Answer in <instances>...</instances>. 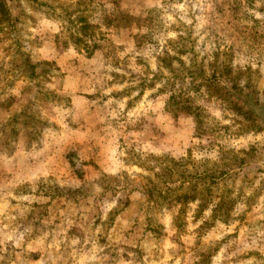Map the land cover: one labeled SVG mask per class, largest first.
Returning <instances> with one entry per match:
<instances>
[{"label":"rangeland","instance_id":"obj_1","mask_svg":"<svg viewBox=\"0 0 264 264\" xmlns=\"http://www.w3.org/2000/svg\"><path fill=\"white\" fill-rule=\"evenodd\" d=\"M6 4L0 264H264V0Z\"/></svg>","mask_w":264,"mask_h":264},{"label":"trees","instance_id":"obj_2","mask_svg":"<svg viewBox=\"0 0 264 264\" xmlns=\"http://www.w3.org/2000/svg\"><path fill=\"white\" fill-rule=\"evenodd\" d=\"M8 19H10V12L6 0H0V24ZM167 108L174 112L178 110L187 114H192L196 119L198 127H201L203 122L201 110L192 103L190 97L186 93L179 91L174 94L172 92L167 100Z\"/></svg>","mask_w":264,"mask_h":264}]
</instances>
